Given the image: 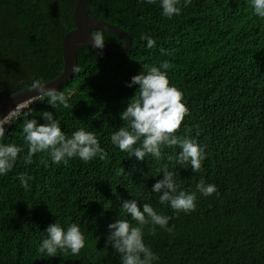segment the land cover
<instances>
[{"label":"trees","instance_id":"obj_1","mask_svg":"<svg viewBox=\"0 0 264 264\" xmlns=\"http://www.w3.org/2000/svg\"><path fill=\"white\" fill-rule=\"evenodd\" d=\"M76 1L0 0L3 95L60 75L62 41L74 28ZM161 11L159 3L93 0L88 17L125 31L131 46L117 54L82 48L75 75L57 89L70 107L52 108L46 96L31 106L29 118L53 111L69 138L81 127L95 132L105 159L73 158L64 165L37 153L26 164L20 117L0 140L24 149L13 170L0 176V264H120L119 254L106 247L108 225L119 218L138 226L121 209L122 201L132 199L141 210L148 203L172 217V233L157 227L152 236L149 226L144 229L158 264H264V19L253 14L249 0H192L172 19ZM103 33L106 46L124 45ZM145 34L156 41L154 48L141 40ZM165 61L173 65L168 78L182 91L189 113L175 135L195 139L206 154L197 172L190 162L176 164L179 146H162L160 159L147 155L139 161L111 143L112 133L127 127L120 113L139 88L126 84ZM165 166L177 173L178 190L196 192L195 211L185 214L159 203L151 190ZM20 174L31 178L27 189ZM201 180L215 184L217 192L200 195ZM57 220L65 227L79 223L86 242L78 256L38 253Z\"/></svg>","mask_w":264,"mask_h":264},{"label":"clouds","instance_id":"obj_2","mask_svg":"<svg viewBox=\"0 0 264 264\" xmlns=\"http://www.w3.org/2000/svg\"><path fill=\"white\" fill-rule=\"evenodd\" d=\"M191 2L192 0H138L141 4L159 3L161 15L167 19L179 16L182 9L190 6ZM249 3L253 14L264 19V0H249ZM91 40L92 48L101 50L102 54L106 44L103 31L96 30L91 33ZM141 40L146 41L149 49L156 46V41L150 35H142ZM172 67V64L165 61L159 67L147 68L146 74L142 71L126 84L129 88L137 85L139 88L127 103L126 109L120 113V119L128 122L127 127L114 131L111 143L121 152H127L139 161H144L147 155L160 159L162 146H179L181 151L176 158V164L190 162L192 171L197 172L201 169L206 154L195 139L175 135L189 113L182 91L170 84L168 71ZM29 90L46 96L48 105L52 108L57 104L66 109L70 107L65 94L49 88L44 80L33 81ZM31 101L34 103L36 100ZM33 113L31 107L23 113L25 122L22 132L28 145L27 156L23 157L26 164H31L32 157L37 153H47L53 164L64 165L73 158L87 163L96 158L103 160L107 157V152L101 147L95 132L81 127L69 138L62 130L61 120L53 111L36 113L39 119L29 118ZM40 119L44 123L41 124ZM11 126L0 122V140H6V127ZM23 151L24 149L15 143H0V176H6L13 170L19 154ZM176 176V172L169 171L165 166L163 178L153 185L151 191L159 196L161 205L170 206L176 212L191 213L197 207V194L178 190ZM30 179L26 174L18 176L21 186L25 189L29 187ZM197 190L203 197H209L217 192V186L201 180L197 184ZM121 209L131 220L136 221L138 226H133L127 219L118 218L108 225L106 247L119 254L120 264H158L159 255L144 242V229L149 226L148 233L152 236L157 234V227L172 233L174 229L169 227L172 217L159 213L148 203H143L141 210L135 199L122 201ZM85 242L86 238L79 223H71L65 227L57 220L46 229V238L40 243L38 253L48 257H56L58 252L78 256L85 247Z\"/></svg>","mask_w":264,"mask_h":264},{"label":"water","instance_id":"obj_3","mask_svg":"<svg viewBox=\"0 0 264 264\" xmlns=\"http://www.w3.org/2000/svg\"><path fill=\"white\" fill-rule=\"evenodd\" d=\"M93 0H77L73 9L74 28L66 33L62 41V59L63 68L58 77L47 82L49 88L58 89L63 83L73 78L77 69L78 52L84 48H90L94 51L101 52L99 49L92 48L91 33L96 30L111 33L118 37L124 45L119 48L108 47L105 45L102 53H122L131 46V38L129 35L118 27L104 23L93 21L86 13V8ZM40 96L36 91H30L25 88L10 96L3 95L0 90V122L17 106L25 104L31 100H37ZM10 130L7 127V132Z\"/></svg>","mask_w":264,"mask_h":264},{"label":"built area","instance_id":"obj_4","mask_svg":"<svg viewBox=\"0 0 264 264\" xmlns=\"http://www.w3.org/2000/svg\"><path fill=\"white\" fill-rule=\"evenodd\" d=\"M33 104V101H30L22 106L16 107L13 111H11L8 116H6L3 120L4 125L11 126L15 123V121L23 115ZM23 107V108H22Z\"/></svg>","mask_w":264,"mask_h":264},{"label":"rangeland","instance_id":"obj_5","mask_svg":"<svg viewBox=\"0 0 264 264\" xmlns=\"http://www.w3.org/2000/svg\"><path fill=\"white\" fill-rule=\"evenodd\" d=\"M19 119H24V117H23V116H20V118H19ZM19 119H17V120H16V122H17ZM16 122H15V123H16Z\"/></svg>","mask_w":264,"mask_h":264}]
</instances>
